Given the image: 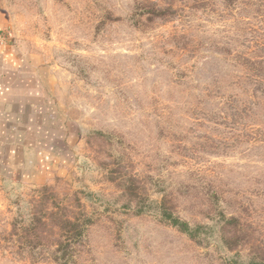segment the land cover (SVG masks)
<instances>
[{"label":"rangeland","instance_id":"obj_1","mask_svg":"<svg viewBox=\"0 0 264 264\" xmlns=\"http://www.w3.org/2000/svg\"><path fill=\"white\" fill-rule=\"evenodd\" d=\"M1 3L54 126L0 143V264H66L60 217L67 264H264V0Z\"/></svg>","mask_w":264,"mask_h":264},{"label":"crops","instance_id":"obj_2","mask_svg":"<svg viewBox=\"0 0 264 264\" xmlns=\"http://www.w3.org/2000/svg\"><path fill=\"white\" fill-rule=\"evenodd\" d=\"M49 112L43 81L13 42L0 0V143L5 138L13 150L25 148L40 158L41 142L35 136L53 128Z\"/></svg>","mask_w":264,"mask_h":264},{"label":"trees","instance_id":"obj_3","mask_svg":"<svg viewBox=\"0 0 264 264\" xmlns=\"http://www.w3.org/2000/svg\"><path fill=\"white\" fill-rule=\"evenodd\" d=\"M155 13L163 12V10H158L154 8ZM171 220V225L177 227L182 232L188 234L189 236L193 237V230L191 229L190 225L187 222L181 221L178 218L173 217V215H168ZM52 217V215H51ZM54 217V216H53ZM59 218V217H58ZM58 222V229L60 230L61 234L63 235V239L66 240L64 242L59 241L56 245V254L62 253V260L66 261L68 263V260H70L71 255L69 253V249L71 248V244L73 242H77L80 240L83 236V227L78 222H74L73 220H70L68 218L63 219L59 218L56 219ZM56 260H61V258L56 257ZM66 263V264H67Z\"/></svg>","mask_w":264,"mask_h":264}]
</instances>
